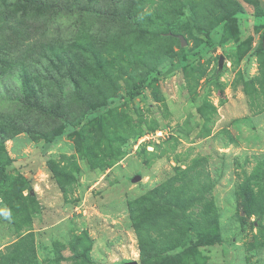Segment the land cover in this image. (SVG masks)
<instances>
[{
	"label": "rangeland",
	"instance_id": "1",
	"mask_svg": "<svg viewBox=\"0 0 264 264\" xmlns=\"http://www.w3.org/2000/svg\"><path fill=\"white\" fill-rule=\"evenodd\" d=\"M23 7L25 69L0 76V264H264V0Z\"/></svg>",
	"mask_w": 264,
	"mask_h": 264
},
{
	"label": "trees",
	"instance_id": "2",
	"mask_svg": "<svg viewBox=\"0 0 264 264\" xmlns=\"http://www.w3.org/2000/svg\"><path fill=\"white\" fill-rule=\"evenodd\" d=\"M7 0H0V28H7L10 30V36L7 37L8 39H5L4 43H0V76H5L9 74L12 70H24L25 69V63L21 62V59L19 57L20 52H25L29 47L24 42L27 40L26 34L20 29V27L25 26L29 19L26 17L24 18H17L16 12L23 7V4L25 2H28V0H15L13 3H7ZM79 0H74L72 2H69L68 0H33V2L36 4V6H43V10L48 11H60V9H64L65 6L70 4H75ZM119 4L123 3L124 0H117ZM131 2V1H129ZM1 8H3L1 10ZM256 18L260 22H264V12H259L256 14ZM36 44H41L42 41L35 42ZM198 53H195L193 56H197ZM192 61V58H185L177 62L176 68L180 66H185L189 64ZM23 72V71H22ZM22 86L26 85L28 86L27 77L25 76L23 78ZM142 81L139 82L137 85H135L131 90L128 91L127 95L129 99H134L135 97L139 96L142 92ZM21 85L15 86L10 90V93L13 94V100L15 103L19 104H25L28 103V89L25 87H22ZM20 111H23L20 109ZM73 120H76L77 123H81L83 120V116L79 114H73L70 116ZM59 133L52 135V138ZM199 241L202 244H205V238L202 235L198 236Z\"/></svg>",
	"mask_w": 264,
	"mask_h": 264
},
{
	"label": "clouds",
	"instance_id": "3",
	"mask_svg": "<svg viewBox=\"0 0 264 264\" xmlns=\"http://www.w3.org/2000/svg\"><path fill=\"white\" fill-rule=\"evenodd\" d=\"M0 215H2L4 218L10 220L11 217V212L7 209L0 210Z\"/></svg>",
	"mask_w": 264,
	"mask_h": 264
},
{
	"label": "water",
	"instance_id": "4",
	"mask_svg": "<svg viewBox=\"0 0 264 264\" xmlns=\"http://www.w3.org/2000/svg\"><path fill=\"white\" fill-rule=\"evenodd\" d=\"M181 41H182V44H185L183 38H181ZM138 179H139V177H136V178H134V179L132 180V182H136ZM129 264H137V263H136V262H131V263H129Z\"/></svg>",
	"mask_w": 264,
	"mask_h": 264
}]
</instances>
